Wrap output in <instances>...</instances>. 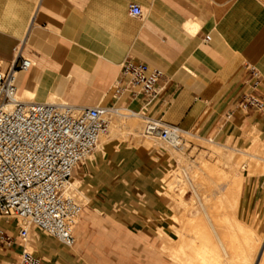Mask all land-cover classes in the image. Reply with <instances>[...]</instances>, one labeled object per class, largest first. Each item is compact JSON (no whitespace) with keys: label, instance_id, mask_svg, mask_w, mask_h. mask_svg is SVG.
<instances>
[{"label":"crops","instance_id":"obj_1","mask_svg":"<svg viewBox=\"0 0 264 264\" xmlns=\"http://www.w3.org/2000/svg\"><path fill=\"white\" fill-rule=\"evenodd\" d=\"M131 5L144 16L132 17ZM19 50L34 65L18 75L19 93L29 90V102L118 107L212 142L244 149L257 146L256 137L264 143V112L236 108L247 67L261 74L264 95V0H0L1 70L18 60ZM126 61L161 72L151 106L127 94L114 98ZM165 155L123 142L97 151L73 175L87 201L76 245L33 232V255L42 264H173L161 237L154 259L138 255L167 212L153 195L162 194L157 181L168 165ZM138 179L153 182L141 190V202L126 187ZM241 196L240 221L247 225L253 217L249 228L257 229L264 220V176L247 177ZM0 227L17 235L14 223L0 221ZM21 251L18 244L0 250V264H12Z\"/></svg>","mask_w":264,"mask_h":264},{"label":"built area","instance_id":"obj_2","mask_svg":"<svg viewBox=\"0 0 264 264\" xmlns=\"http://www.w3.org/2000/svg\"><path fill=\"white\" fill-rule=\"evenodd\" d=\"M129 13L136 18L144 16L138 5H131ZM210 40L205 37V42ZM17 58L8 69H0V221L14 223L17 229L14 236L0 227V250L18 244L22 251L12 264H42L28 250V239L33 232H42L66 247L76 245L75 230L87 202L71 180L76 169L98 151L118 107L76 109L62 103L19 100L17 74L34 65L20 50ZM246 71L236 108L263 113L262 76L254 67ZM160 76V71L147 64L126 61L121 65L114 98L120 100L127 94L151 106L159 97ZM144 134L181 145L184 133L147 119Z\"/></svg>","mask_w":264,"mask_h":264},{"label":"bare ground","instance_id":"obj_3","mask_svg":"<svg viewBox=\"0 0 264 264\" xmlns=\"http://www.w3.org/2000/svg\"><path fill=\"white\" fill-rule=\"evenodd\" d=\"M19 74H17V88H19L18 86ZM20 96L21 97L23 96L25 99L28 100L26 101L22 100L23 97L20 98ZM29 97H31L32 99V95L29 93V90H25L21 94L19 93L18 90L17 98L19 100L29 102L30 100ZM115 114H116L115 116H117V118H120L121 120H123L122 118H126L125 119L126 121L122 122L119 121V119L115 120V123H113L114 125L112 130L109 127V133L101 138V142L98 147V151H100L101 153H104L105 148L111 142H113V138H118L122 132L126 130H134L136 128L139 129L140 122L138 120L146 121L145 119H142L138 114H133L131 113V111L127 109H118ZM130 117H134L137 119H132ZM189 135L195 137L192 134ZM195 138H199V137H195ZM199 139L203 140L202 138ZM256 140H259V138L256 137ZM210 143H213V145L211 146L209 145L208 150L211 151L212 153L217 154L221 158V160L223 159L226 162V164L231 165L230 167H235V165H239V164L242 165V163L247 159H259L255 154L259 152L257 151V149L260 148H258L255 144L248 149L242 150V149L229 148L226 144H221L218 142L211 141ZM176 144L179 145L180 142H177ZM223 149H228L229 152L225 153ZM169 153L170 152L168 151V153L165 154L171 157V154ZM183 156L179 157L178 160L179 162L177 161L180 165L185 162ZM94 157L95 156L93 155L90 157V159L91 158L93 159ZM174 159L177 160V158L175 157ZM185 166H181V169H183L184 171H186ZM198 166H199L198 167L199 169L197 168L198 173L199 172L204 173V177L205 175H207L208 177L206 178L210 179L211 183L220 184L221 182H223L222 184L225 185V189H224L225 193L223 192L224 196L223 195L222 197L216 196L218 198L214 196L216 199L212 203H210V200L212 199L211 197L210 198L208 197V200H206V197L203 196L205 198L204 201L206 204L205 203L203 204L201 202L202 199L200 200L202 206L204 207L205 217L209 224V228L211 229V232L199 228V225L196 223L194 219L187 217L184 214L182 215L166 214L164 216L162 224L159 225L156 230L158 236L161 237L165 242L163 246L164 252L167 254V256L169 257V259L173 264H264V245L263 248L261 247L262 250L259 253L257 260L255 259V256H257L258 254V250L261 245L262 239H259V235L258 233H256L255 229L249 228V226L245 225L242 221L236 219V217L233 216L236 214L238 208H240L239 206H241L242 203L241 195L243 193V189L246 183V180L243 176V172L241 171L240 173H237L238 170V166H237L236 172L233 171L235 174L233 175L232 172V176L230 177L231 172L229 173V175H227L218 168L217 164H210L205 160L201 161ZM201 176H199L201 179L198 177L201 182L200 185L212 186L210 183H206L207 181L205 180V178ZM192 178L195 180L194 177ZM79 183L80 182L74 178L73 181L71 180V184L73 188L79 186ZM77 188L80 189V187ZM211 189L213 188L211 187ZM195 193L197 199L199 200L200 194H198L197 191H195ZM208 193H210V191ZM181 201H182L181 198L178 199L177 201L178 204H181ZM205 206H208V208L205 209ZM168 221H170V223ZM169 229L172 232H170ZM210 234L213 235V239L209 237ZM255 260L257 261L256 263Z\"/></svg>","mask_w":264,"mask_h":264},{"label":"rangeland","instance_id":"obj_4","mask_svg":"<svg viewBox=\"0 0 264 264\" xmlns=\"http://www.w3.org/2000/svg\"><path fill=\"white\" fill-rule=\"evenodd\" d=\"M22 97L20 96V98H22ZM29 99L31 100V97H29ZM22 100L26 101L28 99H25L23 97ZM51 102H56V101H51ZM130 118L137 119L134 117H130ZM118 119H119V121H122V122L126 121L125 120L126 118H122L124 120L123 121L120 118H117V116L113 117L111 124H110L111 130H112L113 125H114L113 123H115V120H118ZM138 121L140 122L139 123V129L136 128L134 130L124 131L121 133V135H119V137L121 139L119 137L113 138V142H115L116 144L121 143V142L128 143L129 145L145 147L146 149L160 151L162 153H168V151L170 152L169 154H171V157L168 155H165V159L168 158V160H167L168 165L165 167L163 178H161L160 180L157 181V184H159V186H157V188H158L159 192H161L162 194L157 193V192L153 194L155 196V198L159 199L167 207L166 208L167 212H164L162 214L161 221H163L164 216L166 214H171V215H174V214L175 215H182V214H184L187 217L194 219L196 221V223L199 225V228H202L204 230L211 232V229L209 228V224H208L206 217H205L204 207L202 206L201 202L203 204L205 203L204 197H206V200H208V197L209 198L211 197L212 199L214 198L213 200L209 199L210 203L215 201L216 198L222 197L224 189H225V185L222 184L223 182H221V183L219 182L220 184L211 183L210 179L206 178V177H208L207 175H205V177H204V173H202V172L198 173V169H199L198 165L200 164L201 161L205 160L206 162H208L210 164H217L218 168L221 171H223L225 174L229 175V173L231 172L230 177L232 176L233 171L236 172L237 166H238V170H239V171L237 170V173H240L242 171L245 180L247 179V177H251V176H264V143L260 142L259 140H256V138H255L254 142H257V144H258L257 147L260 149H257V151H259V152H257L255 155L259 159H247L248 161L247 160L244 161L242 163V165L239 164V165H235V167H230L231 165L226 164V162L223 159L221 160V158L217 154L212 153L211 151L208 150L209 145L210 146L213 145V143H210L208 141V139H206V140L203 139L204 140L203 141V140H200L199 138L192 137L189 134H181V136H180V141H182L181 145H175L171 142L163 141L160 138H158L157 136H150V137L145 136L144 129H145V126L147 124V121H143V120H138ZM111 130H110V133H111ZM126 137H127V139H126ZM118 139H120V140H118ZM109 140H111V139H109ZM206 142H208V143H206ZM226 145L229 148L245 150L244 148H239L238 146H232L230 144H226ZM193 151H194V153H193ZM223 151L225 153L229 152L228 149H223ZM180 156L181 157L183 156V159L185 162L182 164H185L186 166L182 165V164L180 165L178 163ZM174 157L177 158V160H175ZM160 158L161 157L157 158V160H159V162L162 165H164L165 161L161 160ZM91 160H93V159L91 158L90 161ZM218 160H220V161H218ZM216 161L219 163H217ZM221 161H224V162H221ZM196 163H197V165H196ZM244 163H245V165H244ZM137 166L138 165L136 164L135 167H137ZM181 166H185L186 171L181 169ZM226 166H228V167H226ZM234 168H236V169H234ZM193 171H194V173H193ZM234 172H233V175L235 174ZM196 175H198V176H196ZM146 176H148V175H146ZM195 176H196V178H195ZM199 176L205 178V180L207 181L206 183H210L212 186L200 185L201 184V182H200L201 178ZM192 177H194L195 180ZM140 178H143V177H140ZM197 179H199V180H197ZM72 181H73V178H72ZM126 183H127L126 184L127 191H129V193L133 194L134 196L136 195V193L138 194V195H136V197H134L135 199L130 197L132 199V201L141 202L142 197L139 195L141 190L150 187V184L153 182H152V180L138 179V180L127 181ZM217 185H218V187H217ZM77 187H80V191H83L80 183H79V186H77ZM195 187H197V188H195ZM211 187L213 189H211ZM204 189H206V190H204ZM131 190H132V192H131ZM195 191H197L198 194H200L199 200L197 199ZM209 191H210V193H208ZM209 194L210 195L213 194V195L210 196ZM214 196L215 197L218 196V197L215 198ZM180 198L182 199V201H181V204H178L177 201ZM200 200H201V202H200ZM242 201H243V198H242ZM206 208H208V206H205V209ZM233 216L236 217V219L240 220V208H238V211ZM168 222L170 223V221H168ZM252 224H253V217L250 221L247 222L248 226H252ZM12 228H14V226ZM255 230H256V233H258V235H259V239H262L261 245H260L259 250H258V254H257V256H255V259L257 260L259 253L261 252L263 245H264V243H263L264 242V220L258 221L257 229H255ZM169 231L172 232L170 229H169ZM154 236L155 237H154V239L151 240V243H147L144 245V247L142 249H139L140 252L138 255L140 257L142 256L141 259H143L144 257H147V256L152 257V259H154V255H156V256L158 255L159 250L162 246V242L159 239L157 231L154 234ZM209 237H211L213 239L212 234H210ZM214 240H215V238H214ZM27 248H28V250L32 251L31 249H29V239L27 242ZM162 256H165V255L162 254ZM164 260L168 264L167 259H164ZM256 260H255V263L257 262ZM105 263L110 264L111 261L107 260Z\"/></svg>","mask_w":264,"mask_h":264}]
</instances>
